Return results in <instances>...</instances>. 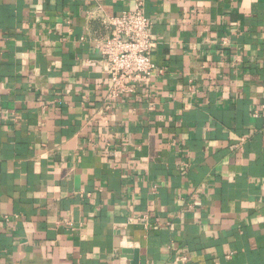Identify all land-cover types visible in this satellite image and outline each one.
Returning <instances> with one entry per match:
<instances>
[{
  "label": "crops",
  "instance_id": "obj_1",
  "mask_svg": "<svg viewBox=\"0 0 264 264\" xmlns=\"http://www.w3.org/2000/svg\"><path fill=\"white\" fill-rule=\"evenodd\" d=\"M133 3L0 0V264H264V0H147L151 86L112 99Z\"/></svg>",
  "mask_w": 264,
  "mask_h": 264
},
{
  "label": "built area",
  "instance_id": "obj_2",
  "mask_svg": "<svg viewBox=\"0 0 264 264\" xmlns=\"http://www.w3.org/2000/svg\"><path fill=\"white\" fill-rule=\"evenodd\" d=\"M133 1L132 9L109 19L111 33L97 43L100 62L108 76V96L112 99L148 91L157 69L152 58L157 42L145 11L147 0ZM223 43H227L226 38Z\"/></svg>",
  "mask_w": 264,
  "mask_h": 264
}]
</instances>
